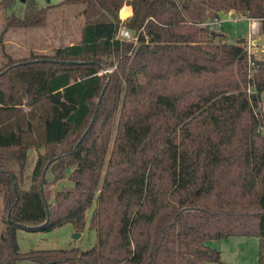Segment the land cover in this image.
Returning a JSON list of instances; mask_svg holds the SVG:
<instances>
[{"label": "trees", "instance_id": "obj_1", "mask_svg": "<svg viewBox=\"0 0 264 264\" xmlns=\"http://www.w3.org/2000/svg\"><path fill=\"white\" fill-rule=\"evenodd\" d=\"M36 1L4 31L61 5L85 24L78 43L0 68V264H220L207 243L231 237L257 238L264 264V58L202 25L233 11L263 34L264 0ZM93 206V247L20 252L17 230L81 232Z\"/></svg>", "mask_w": 264, "mask_h": 264}, {"label": "rangeland", "instance_id": "obj_2", "mask_svg": "<svg viewBox=\"0 0 264 264\" xmlns=\"http://www.w3.org/2000/svg\"><path fill=\"white\" fill-rule=\"evenodd\" d=\"M3 0H0V2ZM10 6H0V68L7 62L8 58L25 59L30 55H51L39 53L33 49L39 46L53 45L56 49L70 44H76L81 37V30L85 24V19L82 15V6L61 5L53 8L47 16L46 22L42 26L33 28H11L4 31L6 19L8 17L23 16L24 3L22 0H12ZM65 0H37V6L43 8L47 5H58ZM121 12H126L122 9ZM120 18V17H119ZM124 20V17L123 19ZM225 22V21H224ZM214 29L223 32V40L227 44H234L238 38L254 39L258 36L250 38L249 26L246 21L240 23H224ZM259 38V37H258ZM223 41V42H224ZM31 49V50H30ZM264 98V97H263ZM264 114V105L261 107ZM114 130L111 138L114 137ZM37 159V150L31 149L28 152V159L24 169V186L28 184V178L31 175L34 164ZM69 174V171H66ZM47 177H51L47 174ZM71 182L67 179L58 182L53 190H61L64 187H70ZM94 206L89 209L86 214V224L81 232H75L70 224L56 228L49 232H26L17 230V242L21 253H26L30 250H67L76 248L80 251H85L96 244L97 235L94 230L89 229V219ZM2 214V197L0 195V231L4 228L1 221ZM78 234L79 237L74 238ZM242 241L241 248L244 250L243 264H257L258 262V239L237 238ZM230 239L222 241H210L208 246L214 249L225 250V256L232 263H240L241 258L227 251L230 247ZM233 241V240H232ZM18 264H36L31 261H21Z\"/></svg>", "mask_w": 264, "mask_h": 264}, {"label": "crops", "instance_id": "obj_3", "mask_svg": "<svg viewBox=\"0 0 264 264\" xmlns=\"http://www.w3.org/2000/svg\"><path fill=\"white\" fill-rule=\"evenodd\" d=\"M122 9H125L126 12H121V13H128L129 16L131 15V9L129 7L124 6ZM220 17H221L220 19L225 20L226 17H227V13H222ZM224 23H231V22L225 21V22H222L221 24H224ZM232 24H236V23H232ZM248 26H249V24H248ZM213 31L215 33L223 35V32H221V31H218L216 29H213ZM258 37L254 38L252 40V45H253L252 53L257 58H264V33L258 35ZM238 39H240V38H238ZM241 39H245L246 42L248 43V38H244L243 37ZM54 49H56V48L53 45H51V46L50 45H47V46L43 45V46H39V47H37V48H35L33 50H35V51H37L39 53H42V54H48L49 51L54 50ZM237 238H250V237H231V241H229V242H231V243H229L230 247L228 249H226V250L231 252V254H235V256L237 255L239 258H241V261L238 264H243V261H244L243 260L244 259V250L241 248V244L243 242L242 241H236V240H239ZM228 239H230V238H228ZM217 250L221 254V263L220 264H235V263H232L229 259H227L228 256L227 255L225 256V250H221V249H217ZM204 264H215V263H204Z\"/></svg>", "mask_w": 264, "mask_h": 264}, {"label": "built area", "instance_id": "obj_4", "mask_svg": "<svg viewBox=\"0 0 264 264\" xmlns=\"http://www.w3.org/2000/svg\"><path fill=\"white\" fill-rule=\"evenodd\" d=\"M224 21H228V22H231V23H239L241 21H246L249 24L250 38L260 35L261 20L248 18V17H246L244 15L237 14V13H235L233 11L227 12V17H226L225 20L213 19L212 21H209V22L204 23L202 25L214 29L215 27L220 26L221 23L224 22ZM118 38L123 39V40L136 41V38L132 37L131 33L128 30L124 29V28H122L118 32ZM246 48H247L248 55L249 56H254V54L252 53V48H253L252 39H248V43L246 42ZM251 65H253V64L250 62V66ZM249 75L250 76L252 75L251 71L249 72ZM247 92L251 93V90L248 89ZM262 105H264V98L262 99ZM263 134H264V130H263Z\"/></svg>", "mask_w": 264, "mask_h": 264}, {"label": "water", "instance_id": "obj_5", "mask_svg": "<svg viewBox=\"0 0 264 264\" xmlns=\"http://www.w3.org/2000/svg\"><path fill=\"white\" fill-rule=\"evenodd\" d=\"M22 2H24V0H22ZM119 17H120V19H123V17H124V19H126L127 17H129V14L128 13H120ZM77 237H79L78 234L74 235V238H77Z\"/></svg>", "mask_w": 264, "mask_h": 264}]
</instances>
